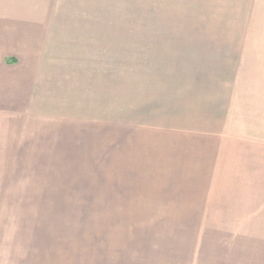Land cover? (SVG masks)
I'll list each match as a JSON object with an SVG mask.
<instances>
[{"label": "rangeland", "instance_id": "obj_1", "mask_svg": "<svg viewBox=\"0 0 264 264\" xmlns=\"http://www.w3.org/2000/svg\"><path fill=\"white\" fill-rule=\"evenodd\" d=\"M41 4L0 0V246L38 241L43 217L117 214L91 226L127 264H264V0ZM58 19L91 21L90 93L41 109L11 34Z\"/></svg>", "mask_w": 264, "mask_h": 264}, {"label": "crops", "instance_id": "obj_2", "mask_svg": "<svg viewBox=\"0 0 264 264\" xmlns=\"http://www.w3.org/2000/svg\"><path fill=\"white\" fill-rule=\"evenodd\" d=\"M40 6L39 12L47 15H53L54 10L60 14L55 7L60 10L62 6L67 9L61 11L65 13H91V0H42ZM38 28H34V31H38ZM39 30V33L21 31L11 34L13 39L21 43L16 45L17 49L14 46L13 56L29 63L25 68H28L27 71L30 73L23 76L24 82L33 77L32 70L38 69L41 109L45 107L46 98H51L55 90L65 96L70 94L73 101L79 104L80 95L89 96L90 93L91 81L88 71L85 74L79 63L81 55L83 60L90 61L91 21L84 23L74 20L60 22L59 19L58 21L47 20L46 23L41 21ZM3 36L9 35L3 34ZM31 40L35 42L32 43ZM37 40L40 41L39 45ZM80 43H89V45L82 46ZM62 46H64V53L59 51ZM34 62H37L38 67H35ZM61 62H71V65L67 66L69 69L65 68L68 71L63 70L65 65ZM75 63L76 66H74ZM70 76L73 80L68 87H65L64 77ZM111 218L121 222L126 219V215L43 217L39 220L41 221L40 239L32 243L24 238L27 240L19 242V246L13 244L14 240L6 241L4 246H0V264H127L125 260L127 258L121 248L114 250L116 254L111 252L105 240L108 238L105 234L107 231L101 227L91 226V222L112 221ZM121 232L120 228L114 238L120 241ZM54 234L55 236H52Z\"/></svg>", "mask_w": 264, "mask_h": 264}]
</instances>
